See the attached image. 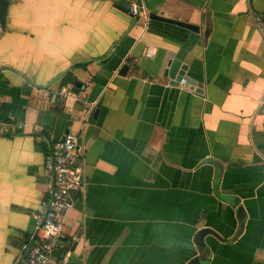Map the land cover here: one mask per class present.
<instances>
[{"label":"crops","instance_id":"0c3cea01","mask_svg":"<svg viewBox=\"0 0 264 264\" xmlns=\"http://www.w3.org/2000/svg\"><path fill=\"white\" fill-rule=\"evenodd\" d=\"M7 1L0 124L23 130L0 136V264L21 260L68 133L84 184L50 264H264V0ZM67 73L84 101L64 108L45 91Z\"/></svg>","mask_w":264,"mask_h":264},{"label":"built area","instance_id":"2783aa9c","mask_svg":"<svg viewBox=\"0 0 264 264\" xmlns=\"http://www.w3.org/2000/svg\"><path fill=\"white\" fill-rule=\"evenodd\" d=\"M130 13L133 17L140 15L136 3L130 4ZM251 17L264 41V16L251 12ZM177 84L180 87L186 86V79L181 78ZM89 86L88 82L81 88L85 91ZM77 91L73 84H66L58 90L45 91V97L50 103L65 108L68 106V101L83 103L82 95ZM259 107L264 113V95L259 100ZM21 130H23L21 124H0V136ZM83 160L84 151L79 146L77 138L70 133L50 146L43 162L44 169L51 178L46 190L47 198L40 204L42 213L34 217V233L30 242L22 247L23 255L18 264H50L51 254L64 236L65 217L83 188ZM75 240L76 238L73 237L72 241ZM66 263L67 260L62 259L59 264Z\"/></svg>","mask_w":264,"mask_h":264},{"label":"water","instance_id":"95a60500","mask_svg":"<svg viewBox=\"0 0 264 264\" xmlns=\"http://www.w3.org/2000/svg\"><path fill=\"white\" fill-rule=\"evenodd\" d=\"M9 4L10 3L7 0H0V26L2 29L5 28V25L7 22V11H8ZM148 18L150 21H156V22H161V23L173 25V26H176L178 28H181V29H184V30L190 31L192 33H196V34L199 33L198 27L190 25V24L183 22V21H179V20H175V19H169V18L163 17L162 15L158 16V15H154V14H150ZM177 65H179L178 61H173L169 65L171 78H172V74H173L174 70L177 68ZM125 70H126V67L123 68L121 74H124ZM76 88L77 89L80 88L79 83H75V89Z\"/></svg>","mask_w":264,"mask_h":264},{"label":"trees","instance_id":"16d2710c","mask_svg":"<svg viewBox=\"0 0 264 264\" xmlns=\"http://www.w3.org/2000/svg\"><path fill=\"white\" fill-rule=\"evenodd\" d=\"M74 83H75V80H74V78H73V76H72L71 73H67V74L63 77V79H62V81H61V85H62V86L66 85V84H74Z\"/></svg>","mask_w":264,"mask_h":264}]
</instances>
